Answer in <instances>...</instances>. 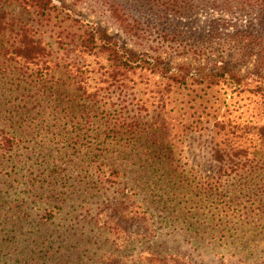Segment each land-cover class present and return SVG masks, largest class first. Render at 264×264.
Here are the masks:
<instances>
[{
    "label": "rangeland",
    "instance_id": "obj_1",
    "mask_svg": "<svg viewBox=\"0 0 264 264\" xmlns=\"http://www.w3.org/2000/svg\"><path fill=\"white\" fill-rule=\"evenodd\" d=\"M53 1L62 8L50 23L0 3V264H147L148 252L189 264H264L256 98L220 86L214 107L188 116L162 70L134 63L264 75V8ZM112 1L136 30H123ZM23 25L36 26L45 46L41 74L2 55L16 48ZM83 30L95 36L90 50L72 46ZM99 37L140 68L115 72ZM228 131L245 170L221 182L215 148Z\"/></svg>",
    "mask_w": 264,
    "mask_h": 264
},
{
    "label": "trees",
    "instance_id": "obj_2",
    "mask_svg": "<svg viewBox=\"0 0 264 264\" xmlns=\"http://www.w3.org/2000/svg\"><path fill=\"white\" fill-rule=\"evenodd\" d=\"M105 2L107 0H104ZM245 3H250L258 7L264 8V0H239ZM0 3L6 5H16L21 9L34 15L36 22L50 23L53 18H56V14L61 11V8L53 0H0ZM107 3V2H106ZM112 1L109 4V9L111 13H114L116 20L122 25L123 30L132 31L136 30L134 24L128 23L123 17L124 15L118 14L117 7H115ZM63 11V9H62ZM36 26L27 25L20 26V40L18 45L14 49H9L8 52H4L2 55L6 57L7 61L12 64L25 65L30 67L35 73H40L45 69L46 62H42V58L45 52V46L43 42L35 38L32 35L35 31ZM28 31V32H27ZM86 34V30H83ZM94 34H86L84 37H79L76 41L72 42L73 47H79L85 50H90L95 47L96 41L94 39ZM98 48L102 53H105L109 57L112 69L120 74H126L130 71H134L135 68H140V65L131 66L124 61V57L127 55L125 51H120V48L116 41L111 39H106L99 37ZM43 54V56H41ZM4 57V58H5ZM18 60V62L16 61ZM147 60V61H146ZM138 58L135 62L129 60L130 63L140 61L143 64L150 65L152 69L162 70L161 77L166 80L168 86L167 91H175L177 94L178 90H181L179 96L182 94L184 101V110L187 111L188 116H201L202 112L211 107L215 106L218 102L217 98V88L220 86L234 89L237 94H241L247 90L252 92L253 97L256 98L259 105V112L256 119H259L258 123L255 125V131L257 135V140L264 144V75H256L253 77H241L236 73L226 70L224 67H214L205 71L204 69L197 70L191 73L189 68H179L174 71L169 70L167 73L160 67L159 61L149 62L148 59ZM125 62V63H124ZM164 71V72H163ZM41 74V73H40ZM253 87V88H250ZM207 114H209L207 112ZM215 116L213 115V118ZM261 119V122H260ZM219 134V132H218ZM217 134V136H218ZM232 132H224L220 136L222 142L216 143L215 158L217 161L222 163L218 171L221 177V182L227 181L232 177L231 173L234 170H240L243 172L245 170V163L238 161L236 158L244 154L238 150L236 147L235 140L237 136H232ZM5 141H9L6 139ZM7 145V144H6ZM8 146V145H7ZM220 146V148H219ZM235 146V147H233ZM225 161L227 163H225ZM120 173L116 170L111 172V177L116 178ZM115 180V179H114ZM123 216H126V220H131L134 217H129L130 213L122 211ZM140 220V219H139ZM118 230L119 227L116 226ZM145 262L147 264H189L187 262H181L179 258L170 259H158V256L154 253L148 252L145 255Z\"/></svg>",
    "mask_w": 264,
    "mask_h": 264
}]
</instances>
